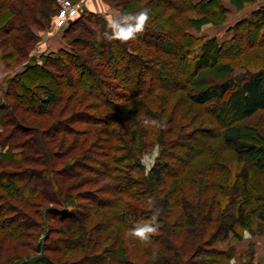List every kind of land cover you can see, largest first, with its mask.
<instances>
[{
	"label": "trees",
	"instance_id": "16d2710c",
	"mask_svg": "<svg viewBox=\"0 0 264 264\" xmlns=\"http://www.w3.org/2000/svg\"><path fill=\"white\" fill-rule=\"evenodd\" d=\"M106 1L149 8L145 31L108 41L104 12L82 8L66 46L29 56L58 0H0L3 60L29 56L0 88V264H225L237 249L221 244L264 223V135L234 121L264 111V64L233 73L263 54L264 5L220 38L188 26L192 11L224 22L221 0ZM150 199L159 228L145 244L127 232L150 221ZM253 254L241 264H262Z\"/></svg>",
	"mask_w": 264,
	"mask_h": 264
},
{
	"label": "rangeland",
	"instance_id": "374dc122",
	"mask_svg": "<svg viewBox=\"0 0 264 264\" xmlns=\"http://www.w3.org/2000/svg\"><path fill=\"white\" fill-rule=\"evenodd\" d=\"M72 2H79L82 4V8H88L89 5L96 7L98 10L101 9L104 14L107 16L116 15L119 13H122V6L117 7L114 6L112 3H108L106 0H71ZM232 2L234 0H231ZM117 3V2H116ZM219 3V0L215 1V4ZM59 4V0H58ZM249 4V3H248ZM250 3L249 5H251ZM60 7V6H59ZM93 10V9H92ZM217 13H220V10H217ZM240 12L232 11L230 13L225 12V19L222 23H212L209 22L208 18L205 16L204 13L200 14L196 11H192L190 13V16L199 18L194 19V22L188 26V30L195 35L207 33L210 35L216 34L219 35L220 38L226 37L229 35V33L226 32V28L224 27L222 29V26L229 22H234L233 19L235 18V15H238ZM58 14H59V8L56 12H54L52 15H50V24L46 25L45 27H37L33 26V30L38 34L39 39L35 43V47L31 50L30 55H39L41 53L48 52L51 49H57L59 46L67 45L68 38H65L63 36L64 26H60L58 24ZM217 14V15H218ZM220 16V15H218ZM224 25V26H226ZM258 50V49H257ZM263 52L261 56H258L255 51L249 52V54L244 58H238L237 61H241V66L234 67L233 73L237 72H244V65H256L264 64V49L259 48V51ZM2 48L0 47V88H2L6 82L7 78H10L17 72L18 70L22 69L29 61V56L21 60L19 63H16L12 65V67L7 66L5 60H3L1 56ZM30 94L26 93L25 95V101L28 102L30 99ZM228 111V109L225 111ZM207 113V112H206ZM223 117V116H222ZM30 119H33V116H29ZM233 118V116L231 117ZM34 120V119H33ZM234 121H236L237 124H245L247 126L255 127L259 132H261L264 135V111H258L254 115L250 117H235ZM0 130H2V126L0 125ZM159 153L158 146H154V148L148 150L143 155V163L146 167V171H149L151 166L154 164L156 157ZM228 167L230 168V171L232 172L233 178H236V173L239 171L240 166L239 164H231L228 163ZM233 244L235 248L237 249V252L233 258L225 262V264H241L243 262V258L241 254L245 252V250H253V256L256 260V262L264 264V223H255L253 225V229H245L243 238L240 240H233L229 239L224 244H221L222 247H225V245Z\"/></svg>",
	"mask_w": 264,
	"mask_h": 264
},
{
	"label": "clouds",
	"instance_id": "9594fccd",
	"mask_svg": "<svg viewBox=\"0 0 264 264\" xmlns=\"http://www.w3.org/2000/svg\"><path fill=\"white\" fill-rule=\"evenodd\" d=\"M150 9L142 7L134 13L122 12L116 15L109 16L106 20V31L104 38L108 41H119L127 43L137 39V37L145 31L150 20ZM145 126L151 125L157 128H165L166 124L162 121L146 118L143 121ZM149 205L153 207V215L148 222H135L134 226L128 230L129 238L138 240L141 243H150L151 237L158 231L159 225L157 217L159 209L155 208L154 200H149ZM131 246V245H130Z\"/></svg>",
	"mask_w": 264,
	"mask_h": 264
},
{
	"label": "built area",
	"instance_id": "2783aa9c",
	"mask_svg": "<svg viewBox=\"0 0 264 264\" xmlns=\"http://www.w3.org/2000/svg\"><path fill=\"white\" fill-rule=\"evenodd\" d=\"M59 6L58 24L61 27H66L69 21L82 9V4L71 0H59Z\"/></svg>",
	"mask_w": 264,
	"mask_h": 264
},
{
	"label": "crops",
	"instance_id": "0c3cea01",
	"mask_svg": "<svg viewBox=\"0 0 264 264\" xmlns=\"http://www.w3.org/2000/svg\"><path fill=\"white\" fill-rule=\"evenodd\" d=\"M224 5L228 8L227 13H230L232 11H237L240 12L238 15H235V18L233 19V21H236L237 19L241 18L242 16H244L245 14H248L251 9L256 8L258 6L264 5V0H256L253 4L249 5L248 3H245L243 6L238 7L234 2H232L231 0H221ZM89 9H93V10H98L96 7L89 5L88 7ZM101 10V9H99ZM232 23V22H230ZM227 25H229V22L227 23ZM216 35V34H213Z\"/></svg>",
	"mask_w": 264,
	"mask_h": 264
},
{
	"label": "water",
	"instance_id": "95a60500",
	"mask_svg": "<svg viewBox=\"0 0 264 264\" xmlns=\"http://www.w3.org/2000/svg\"><path fill=\"white\" fill-rule=\"evenodd\" d=\"M37 250H38L39 252L41 251V244H40V243H38V245H37ZM42 259H43L45 262H47L48 264H55L54 261H53L50 257H48V256H46V255H43V256H42ZM27 263H28V260H25V261L21 262L20 264H27Z\"/></svg>",
	"mask_w": 264,
	"mask_h": 264
}]
</instances>
